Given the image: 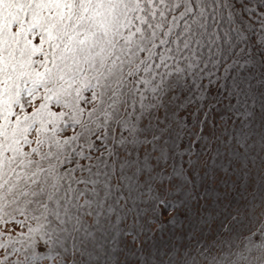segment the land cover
<instances>
[{"label":"snow or ice","instance_id":"obj_1","mask_svg":"<svg viewBox=\"0 0 264 264\" xmlns=\"http://www.w3.org/2000/svg\"><path fill=\"white\" fill-rule=\"evenodd\" d=\"M0 264H264V0H0Z\"/></svg>","mask_w":264,"mask_h":264},{"label":"trees","instance_id":"obj_2","mask_svg":"<svg viewBox=\"0 0 264 264\" xmlns=\"http://www.w3.org/2000/svg\"><path fill=\"white\" fill-rule=\"evenodd\" d=\"M163 218L166 219L167 218V215L165 217H163Z\"/></svg>","mask_w":264,"mask_h":264}]
</instances>
